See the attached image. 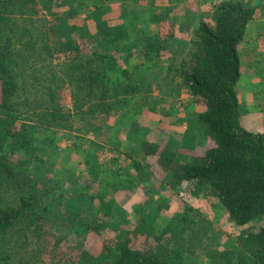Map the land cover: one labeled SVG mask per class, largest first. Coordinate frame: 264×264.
Returning a JSON list of instances; mask_svg holds the SVG:
<instances>
[{
	"label": "trees",
	"instance_id": "obj_1",
	"mask_svg": "<svg viewBox=\"0 0 264 264\" xmlns=\"http://www.w3.org/2000/svg\"><path fill=\"white\" fill-rule=\"evenodd\" d=\"M80 1L0 0V264H264V132L247 125L239 97L240 49L262 8L244 0L214 4L186 29L190 40L173 65L162 58L181 26L154 15L144 31L126 22V13L105 20L111 9L101 0L75 21ZM260 29L263 36L264 23ZM58 57L67 59L62 73ZM156 76L161 99L182 92L193 99L188 121L198 127L188 133L205 145L188 134L178 142L173 129L141 121L158 115L156 105L138 112ZM59 84L67 86L71 108L61 104ZM39 117L103 132L105 147L91 142L84 170L55 174L54 132ZM123 131L137 145L134 154L120 151ZM107 148L116 156L104 165L123 161L128 171L106 172L98 151ZM68 181L75 194L65 199L66 212L55 213L54 195H63ZM185 190L214 198L232 246L221 249L222 235L192 210L165 215L162 197ZM138 195L141 202L128 211L124 201ZM64 228L84 241L106 233L100 252L62 246Z\"/></svg>",
	"mask_w": 264,
	"mask_h": 264
},
{
	"label": "rangeland",
	"instance_id": "obj_2",
	"mask_svg": "<svg viewBox=\"0 0 264 264\" xmlns=\"http://www.w3.org/2000/svg\"><path fill=\"white\" fill-rule=\"evenodd\" d=\"M79 1L80 0H77V2ZM101 1H104V4L111 9V13L105 16V20L111 21L113 19H117L120 13H126V15L130 17V19L126 18V22H132L135 24L134 27L144 31V20L154 15L155 21L158 20V17L163 16V18L166 20H171L174 26H181L184 31H181L180 33L182 34H179L176 39L170 41V52L164 54L162 58L165 62L171 59V64L177 65V61L173 59L179 58L181 54H183V48L181 47L183 44L182 42H188L190 40V35H188L189 32H187L186 29L189 27H192V29L196 28L197 23H199L200 20H202L211 12L212 6L222 0ZM244 1L250 3L252 6H258L262 8V10L259 11V15L256 18V24H254L248 32L247 43H244L240 49L242 55L243 76L239 84V97L243 110V118L247 125L252 129L264 132V35L258 36L259 30H261L260 24L264 23V0ZM80 2L81 4L77 8V15L75 17L76 19H74L75 21L87 19V16L90 12L89 6L91 3H93V0H81ZM185 3H187V7L183 5ZM41 4L43 5L42 2ZM47 16L50 17V15ZM93 29L94 27H92V30ZM153 29L154 27L150 26L147 30L153 31ZM141 31H139L140 35H142ZM135 37L139 36L137 35ZM88 48L89 47L87 46L86 49ZM55 66L57 68L56 71L62 73V68L67 66V59L64 57H58V59L55 60ZM159 82V76H156V78L152 81L154 92H150L147 98L145 96L144 100H140L141 105L139 106L141 107L138 109L141 110L138 112H145V110H148V106L156 105L158 115H155L156 113L148 114L147 117L143 118L141 121L146 120L149 122L148 126H150L152 129L157 128L159 131L162 129H173L174 134L172 137L178 142L186 140V135L188 134L189 140L195 139L194 141L198 144H201L200 146L205 145L206 141H204L202 137L199 138L198 135L194 136V130L193 132L190 131L188 133V128L191 125V127H198V125L194 123L190 125V121H188V116L194 114L193 99L187 94V92H182V94L176 97L175 100H169L168 98L161 99L162 94ZM59 86V98L61 104L65 105L66 109L71 108L69 105V101H71V99L69 97V90L67 86L64 84H59ZM39 118L37 119L41 121L42 124L47 125L46 128H48L51 132H54V135H48V137L51 138L57 146V150L49 159L50 167L52 168L53 172H55V174L61 173L65 171V169H76L77 172L84 170L83 160L89 151V147H93L91 146V142L105 147L103 142L108 135L103 132L95 134L91 129H88L84 126L83 128H78L77 126L70 127L68 121L62 122L56 119V117ZM159 118H161L160 122L158 120ZM175 120H177V123L174 125L172 123ZM113 123L114 121H110V124ZM77 129H80V131H77ZM125 137V132H121L120 138L123 141V146H121L120 151L123 152V154H127L129 152L134 154L137 150L136 143L132 141H126ZM113 156L116 155H112L109 148L106 150L100 149L98 151L99 162L103 164L106 172L109 171L111 173V171L116 170L117 168H124L128 171V163L123 161L118 163L117 166H113L112 163H109L107 166H105L104 162H108L109 158H114ZM70 183L71 182L68 181L65 184V187L61 193L63 195L58 197V192L55 193V197L53 198V200L55 199L53 208L55 213L63 214L66 212L64 201L69 197H73L75 194V191L70 188ZM101 188L109 191L108 187L106 186H101L100 189ZM142 193L143 191L139 192L140 195ZM140 195L135 196L132 199L130 198L131 200L127 199L124 201L128 211L132 210L134 205H137L141 202ZM162 199L166 209V216L169 217L173 214L183 213L185 209L186 211L192 210L193 216L200 217L201 221L203 220L206 222L204 224L206 226L207 224L209 225V223H211L215 226L213 227L216 229L215 231L222 235L220 241L221 249L228 248V246H232V244H234V241L232 240L233 235H231L229 239L227 238V236H230L231 233L229 230V223L227 221L225 222L226 216H224L223 211L218 210V207L215 208L216 201L213 197L207 196L205 193L195 197L189 194L188 190H185L179 195L175 194L174 192H168L162 197ZM218 214L219 217H216ZM59 228L61 227H56L54 229ZM56 233L57 232H55V236H59L60 233ZM63 233L67 234L68 239L66 238L63 241L64 244H61L62 246L67 248L71 246L72 248L77 249L84 247V249L92 252L93 254H98L100 252V246L102 242H104V238L106 236V233H92L91 235H88L86 241H84L83 238L77 236L79 234L77 230H74L73 232H70L71 234H69L64 228ZM62 237L63 235L60 234V238ZM71 238L74 240L72 241ZM50 240L55 242L56 238ZM46 242H48V240H46ZM35 252H38V249Z\"/></svg>",
	"mask_w": 264,
	"mask_h": 264
},
{
	"label": "crops",
	"instance_id": "obj_3",
	"mask_svg": "<svg viewBox=\"0 0 264 264\" xmlns=\"http://www.w3.org/2000/svg\"><path fill=\"white\" fill-rule=\"evenodd\" d=\"M183 5H185V7H187V3H185V4H183ZM169 22H171V20H168ZM172 23V22H171ZM260 32L261 31H259V34H258V36H260ZM180 34H182V33H180ZM147 117V116H146ZM142 118H144V115L142 116Z\"/></svg>",
	"mask_w": 264,
	"mask_h": 264
}]
</instances>
